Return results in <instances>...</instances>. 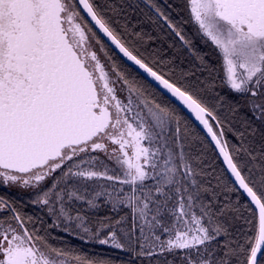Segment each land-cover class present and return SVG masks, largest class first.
I'll return each mask as SVG.
<instances>
[{
  "label": "snow or ice",
  "instance_id": "1",
  "mask_svg": "<svg viewBox=\"0 0 264 264\" xmlns=\"http://www.w3.org/2000/svg\"><path fill=\"white\" fill-rule=\"evenodd\" d=\"M0 264H264V0H0Z\"/></svg>",
  "mask_w": 264,
  "mask_h": 264
},
{
  "label": "bare ground",
  "instance_id": "2",
  "mask_svg": "<svg viewBox=\"0 0 264 264\" xmlns=\"http://www.w3.org/2000/svg\"><path fill=\"white\" fill-rule=\"evenodd\" d=\"M73 243H75V241Z\"/></svg>",
  "mask_w": 264,
  "mask_h": 264
}]
</instances>
